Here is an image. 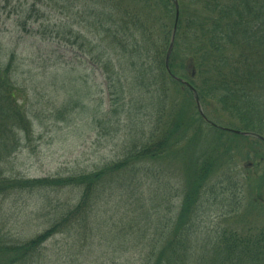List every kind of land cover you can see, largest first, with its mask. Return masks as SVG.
I'll return each instance as SVG.
<instances>
[{"label": "trees", "instance_id": "1", "mask_svg": "<svg viewBox=\"0 0 264 264\" xmlns=\"http://www.w3.org/2000/svg\"><path fill=\"white\" fill-rule=\"evenodd\" d=\"M111 1L118 18L95 23H99L107 45L119 48L118 67L133 72L127 94L134 96L136 103L144 94L157 105L161 102L158 112L163 127L158 129L157 122L148 138L132 139L120 158L89 172L40 178L13 175L4 164L15 155L22 137H29L31 129L26 111L18 104L21 89L12 77L14 55H7L5 63L0 54V197L26 191L75 190V202L68 200L57 206L56 215L46 218L38 232L34 228L21 236L1 215L0 264H50L51 250L47 246L65 233L73 234L75 247L78 239H84L81 247H86V256L90 255L99 247L96 236L108 220L112 221L109 232L117 223L122 225L115 237H132V243L141 244L131 246L139 248V264H264V228L239 230L242 227L237 225L217 224L201 238L198 225L204 187L224 160L233 157L234 140H243L245 160H252L258 167L264 158L259 139L217 127L264 137V0H176L177 16L172 0ZM172 37L167 72L165 55ZM110 64L103 68L108 70ZM173 76L194 87L206 118L215 125L205 122L187 105L189 102L185 104L187 98L192 99L191 93ZM116 84L113 92L121 99L124 85L120 81ZM133 106L142 109L141 105ZM210 112L215 114L213 118ZM225 135L228 140L223 142ZM203 137L212 143H199ZM163 159L187 163L180 198L169 191L165 196L157 192L144 198L139 190L140 177L156 170L151 163ZM259 174L264 177L262 170ZM234 185L237 187V182ZM113 197L118 212L98 220L100 202ZM233 210L223 215V221L236 216ZM198 239L204 243L195 252L192 240ZM117 247L128 251L130 244ZM79 255L82 261L73 256L75 260L70 259V263L85 264L88 258L82 252ZM57 264H64L62 256Z\"/></svg>", "mask_w": 264, "mask_h": 264}, {"label": "rangeland", "instance_id": "2", "mask_svg": "<svg viewBox=\"0 0 264 264\" xmlns=\"http://www.w3.org/2000/svg\"><path fill=\"white\" fill-rule=\"evenodd\" d=\"M113 4L111 0H0L1 59L6 63L7 55H14L12 77L21 89L18 104L26 111L31 129L29 137H22L15 155L4 164L7 172L12 169L13 175L26 178L89 172L120 158L124 146L132 139L148 138L157 122L158 129L163 127L158 112L161 102L157 101V105L144 94L136 103L134 96L127 94L133 72L118 67L119 48L107 45L99 32V23H95L98 19L102 22L118 18ZM109 61L107 70L103 67ZM117 81L124 85L125 95L121 99L113 92L114 86L118 87ZM187 102L195 109L192 99L187 98ZM133 105H141L142 109L135 110ZM208 114L211 118L215 115ZM204 131L210 132L207 128ZM227 140L225 135L222 141ZM203 142L212 140L203 137L199 143ZM233 145V157L224 160L204 187L198 206L202 216L198 222L201 238L215 230L217 224L237 225L242 227L239 230L264 228V177L259 174L260 170L264 173V160L257 167L252 160L243 158V140L236 138ZM177 160L151 163L156 170L140 177L139 190L144 198L157 192L165 196L168 191L180 198L187 163ZM248 162L251 164L247 165ZM149 167L150 163L146 165ZM163 168L165 171H159ZM235 182L239 187H235ZM74 196L72 188L1 196L0 216L5 215L12 230L21 236L28 235L31 229L42 230L41 224L56 215L57 206L68 200L75 202ZM115 199L100 202L96 210L98 220H106L111 212H118ZM230 210L236 216L223 221V215ZM94 213L95 210L93 218ZM111 222L103 223L96 236L99 247L87 256L86 247H81L84 239H78L75 247L73 234L54 237L47 246L51 250L49 263L57 264L61 256L64 264H71L73 256L82 261L79 255L82 252L88 258L83 261L85 264H139V248L131 246L141 244L132 243V237H115L122 225L117 223L109 232ZM192 241L196 244L193 250L199 252L203 240ZM119 244L130 247L125 251L118 249Z\"/></svg>", "mask_w": 264, "mask_h": 264}, {"label": "water", "instance_id": "3", "mask_svg": "<svg viewBox=\"0 0 264 264\" xmlns=\"http://www.w3.org/2000/svg\"><path fill=\"white\" fill-rule=\"evenodd\" d=\"M173 2H174L175 11H176V16H177V14H178V6H177V2H176V0H173ZM171 46H172V45L170 44V46H169V50H168V52H167V57H168V55H169V52H170ZM178 80H179L183 85L187 86V87L193 92V98H194V101H195V103H196V108H197L199 114H200L201 116H203V113H202V111H201V108H200V105H199V100H198L197 94L195 93V90H194V89H193V88H192L187 82H185V81H183V80H180V79H178ZM232 132H233V133H236V134L250 135V133L239 132V131H236V130H232ZM256 137L264 142V139H263L261 136H256Z\"/></svg>", "mask_w": 264, "mask_h": 264}]
</instances>
